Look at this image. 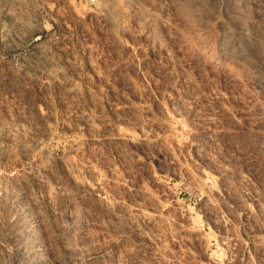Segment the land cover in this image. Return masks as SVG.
<instances>
[{"label": "rangeland", "instance_id": "374dc122", "mask_svg": "<svg viewBox=\"0 0 264 264\" xmlns=\"http://www.w3.org/2000/svg\"><path fill=\"white\" fill-rule=\"evenodd\" d=\"M0 264H264V0H0Z\"/></svg>", "mask_w": 264, "mask_h": 264}, {"label": "built area", "instance_id": "2783aa9c", "mask_svg": "<svg viewBox=\"0 0 264 264\" xmlns=\"http://www.w3.org/2000/svg\"><path fill=\"white\" fill-rule=\"evenodd\" d=\"M92 1H94V0H92Z\"/></svg>", "mask_w": 264, "mask_h": 264}]
</instances>
